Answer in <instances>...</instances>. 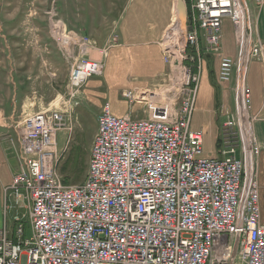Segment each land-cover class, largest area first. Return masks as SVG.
<instances>
[{
    "label": "built area",
    "instance_id": "1",
    "mask_svg": "<svg viewBox=\"0 0 264 264\" xmlns=\"http://www.w3.org/2000/svg\"><path fill=\"white\" fill-rule=\"evenodd\" d=\"M227 18L241 48L240 64L222 56L218 80L230 84L238 72L237 113L225 112L220 147L207 155L193 115L203 53L222 52ZM51 20V36L69 64L66 107L78 106L83 87L104 64L89 58L88 37ZM184 30L182 47L167 43L169 30L162 41L171 67L166 82L153 91L123 92L130 105L144 104L146 118H118L110 104L103 107L82 184L67 185L57 175V136L68 127V111L25 116L18 139H9L18 170L5 189L0 264H264L255 169L260 146L243 78L251 59L262 60L263 44L252 41L243 0H197Z\"/></svg>",
    "mask_w": 264,
    "mask_h": 264
},
{
    "label": "crops",
    "instance_id": "2",
    "mask_svg": "<svg viewBox=\"0 0 264 264\" xmlns=\"http://www.w3.org/2000/svg\"><path fill=\"white\" fill-rule=\"evenodd\" d=\"M71 1L67 3L66 11L60 21L64 23L67 32L78 37H88L91 40L88 56L92 60L103 62L104 68L101 75L107 79L106 86L92 82L93 77L87 81L81 92L83 104L97 103L100 111L106 104H110L111 113L118 118L126 116L134 120L146 118L144 104V109L137 114L142 104L134 103L131 106L123 98L122 93L140 88L153 91L166 82L171 67L165 62L162 41L174 23L175 15L180 16L179 9L184 6L183 0ZM196 1L190 0L188 6L184 0L186 16L188 8ZM243 4L246 9L247 27L252 33V41L255 43L260 40L264 49V5L258 8L255 0H243ZM222 34V52L219 55L203 53V70L196 109L197 112H203L206 115L201 117L196 126L194 125L195 111L192 122L194 130L204 133V148L207 155H211L206 149L211 139H207L206 131L208 127L210 130H215L213 122L207 119L208 112L211 113L212 107L218 106L221 97L223 101L220 108L223 114L226 111L232 112L228 100L233 96L236 108L235 88L238 72L235 73L230 84H221L218 80L222 56L230 57L236 61L237 65L240 64L241 48L234 26L228 18L223 21ZM243 78L245 87L250 91L248 115L254 118L253 130L260 146L259 156L255 159V169L260 192L261 222L264 224V50L262 60L251 59L246 64ZM212 80L216 81L221 88V97L219 93H215L217 88ZM109 93H113L112 95L117 99L110 102L107 97ZM101 99H106V102L102 104ZM35 105L34 103L32 106ZM143 111L144 114H142ZM15 112L16 107L13 104L8 118L4 119V122L0 121V229L5 221V189L11 185L12 178L18 170L16 152L9 139L15 141L18 139L23 120H17ZM217 133L215 130L213 137H217L212 139L214 153L220 147L222 130L220 134L217 135ZM57 137L67 139L64 133H58ZM12 217L11 214L9 221Z\"/></svg>",
    "mask_w": 264,
    "mask_h": 264
},
{
    "label": "rangeland",
    "instance_id": "3",
    "mask_svg": "<svg viewBox=\"0 0 264 264\" xmlns=\"http://www.w3.org/2000/svg\"><path fill=\"white\" fill-rule=\"evenodd\" d=\"M70 2L72 1L0 0V121L4 122L8 118L13 104L16 107L17 120H23L24 116L43 110H67V115L71 116L67 127L69 129L62 130L66 137L69 136L67 139H58L61 157L57 165V175L67 185H80L88 174L90 150L98 130V117L103 109L100 111L97 103L83 104L81 96L78 106L72 102L71 106L66 107L69 64L64 47L51 36L50 22L52 17L54 21L61 20L66 5ZM183 19L186 23L185 13ZM170 73L171 71L168 76ZM91 80L105 86L107 83L104 75L93 76ZM212 83L217 88L215 93H219L221 97L218 83L214 80ZM112 94L107 95L110 102L117 99ZM105 100L101 99V103L104 104ZM222 101L221 97L218 106L212 107L213 111L207 114V119L213 122L219 134L226 119V113L223 114L220 108ZM34 103L36 105L32 106ZM228 104H231L232 112L237 113L234 96L228 100ZM142 109L143 104L137 114ZM204 115L206 114L197 112L196 109L194 125L197 126ZM215 130L208 127L206 131L207 139H211L206 149L211 155L215 154L212 142L217 137H213ZM23 213L21 210L20 214ZM9 226L12 227V224L9 223ZM27 237H30L29 230ZM236 264H242L240 259H237Z\"/></svg>",
    "mask_w": 264,
    "mask_h": 264
},
{
    "label": "bare ground",
    "instance_id": "4",
    "mask_svg": "<svg viewBox=\"0 0 264 264\" xmlns=\"http://www.w3.org/2000/svg\"><path fill=\"white\" fill-rule=\"evenodd\" d=\"M179 15L180 16H178L177 14L175 15L174 23L169 28V31H168V33L166 35V41H167V43L169 45H173V46L177 45V46H181L182 47L184 45V43H185L184 42L185 41V37H184V32H183L184 19L181 18V17L184 16V6L180 7ZM60 133H64L63 130Z\"/></svg>",
    "mask_w": 264,
    "mask_h": 264
},
{
    "label": "water",
    "instance_id": "5",
    "mask_svg": "<svg viewBox=\"0 0 264 264\" xmlns=\"http://www.w3.org/2000/svg\"><path fill=\"white\" fill-rule=\"evenodd\" d=\"M183 4H184V13L186 15V6H185V3H183ZM183 27H184V29H186V23H184ZM184 33L186 34V30H184Z\"/></svg>",
    "mask_w": 264,
    "mask_h": 264
},
{
    "label": "trees",
    "instance_id": "6",
    "mask_svg": "<svg viewBox=\"0 0 264 264\" xmlns=\"http://www.w3.org/2000/svg\"><path fill=\"white\" fill-rule=\"evenodd\" d=\"M189 2H190V0H186V3L188 4V6H189Z\"/></svg>",
    "mask_w": 264,
    "mask_h": 264
}]
</instances>
